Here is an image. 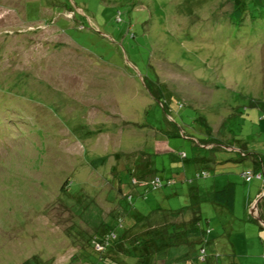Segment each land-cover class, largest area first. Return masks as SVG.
I'll use <instances>...</instances> for the list:
<instances>
[{"label": "rangeland", "instance_id": "1", "mask_svg": "<svg viewBox=\"0 0 264 264\" xmlns=\"http://www.w3.org/2000/svg\"><path fill=\"white\" fill-rule=\"evenodd\" d=\"M235 2L0 0V264H81L80 234L124 218L120 206L144 215L196 201L220 243L227 234L242 253L235 264L261 263L264 229L246 199L263 182L241 174L264 162V0L230 21ZM150 167L177 183L139 196ZM202 169L208 178L187 181ZM217 173L221 189L235 184L227 220L201 203ZM179 240L158 264H228L225 246L199 262L198 245Z\"/></svg>", "mask_w": 264, "mask_h": 264}, {"label": "trees", "instance_id": "2", "mask_svg": "<svg viewBox=\"0 0 264 264\" xmlns=\"http://www.w3.org/2000/svg\"><path fill=\"white\" fill-rule=\"evenodd\" d=\"M252 1H249L247 3L244 0H236L233 6V12L229 20L232 21L234 18L241 20V15H243L242 6L248 8ZM258 1L260 2V0H255L256 3H258ZM161 105L163 107V103ZM199 124L203 127V131L208 133V127H206L204 121L200 120ZM141 127L143 128L144 126ZM204 141L207 142L206 139H203L202 141L196 140V143L199 146L201 145L199 143H202ZM243 149L244 148L241 147L240 153L238 152L242 159L246 158V154L244 153ZM165 151L168 153H172L167 149H165ZM159 153L162 154V152ZM181 157H184L186 159L185 155L179 154L178 158L180 159ZM150 160L151 159L147 158L144 163L149 164ZM211 163L213 165V172L215 170L220 172L222 165L231 164L230 162ZM250 163L251 164L242 172L241 177L246 183L251 182L253 179L262 181L263 183H261V186H263L262 189L264 190V162H262V160L258 162V160L256 159ZM192 167L193 166L191 165L188 170H185V172L191 170ZM150 170L151 167L149 168V171H146L145 176L148 177L146 181L139 182L142 192L141 194H139V196L141 197H145V195L148 193L161 191L162 189L174 186L177 183V181L173 178H160L155 174V170L154 172H151ZM126 172H128L131 183L132 180H135L134 178H136L134 176L133 166L129 167ZM224 175L225 174L217 173V177L213 178L214 189L211 192L212 195L207 200H201V203L207 202L213 205V212H215V214L217 216H220L221 218L225 217L227 220V217L233 216V205L235 204V184L227 180L226 182L228 183L223 189H221V187H218L217 184L221 182L220 180L224 178ZM209 176L210 175L208 172H206V169L195 170L193 175H191V178H189L187 181L192 182L195 179H205ZM117 184L119 188L117 189V191L119 194V192L122 191L123 185L120 180L117 182ZM133 190H137V188ZM263 190L257 192L254 199H252L251 196L246 199V209L253 205L255 201L257 203L255 209L256 217L253 218L257 220L260 229H264V194H262ZM132 192L121 194L122 199L126 200V202H131L133 198ZM199 208L200 202L196 201L177 210H167L159 207L143 215L134 205L130 204V206H128L126 203V208H122L121 206L119 207L120 211L125 212L124 218L120 217L117 219H111L105 224L100 225L98 228H94L92 234L90 235L85 232L80 234L81 239L84 241V243L82 242L80 243L81 246H78L77 257H79V261L81 262V264H158V262L161 261L158 258L163 253H165L166 249L169 247H174V244H176L174 243V241H178L179 238L182 237L183 243L186 246L191 245L193 247L195 245H198L197 257L199 259V262L206 261L207 246L209 245L211 247V254L213 252L216 258L220 257V247L225 246L228 248L229 253V258L227 259L228 264H235V257H237V260L240 261L239 258H241L243 255H241L242 253H240L238 250H235L236 247L234 245H232L231 247V244L229 242L230 238L227 234L222 236V238H226L225 243H220L221 241L217 239L216 236L218 235L215 233V228L213 229V227L211 226L212 223H214V227L218 226V222L216 221V219H206L203 222ZM157 213H159L160 215H170L171 218L179 216L183 213H186L188 215L190 214V216L187 221L181 222L179 224H174L173 222L167 221L166 219H163L161 223L153 224L151 223V220H153L155 216H157ZM203 223L205 226L203 225ZM137 227H143V229L136 233L132 232L127 238L124 237L125 235L127 236V232H129L130 230L132 231L133 228L135 229ZM75 229L77 230V227ZM226 231L227 229L222 231V233L225 234ZM68 233L71 232L69 231ZM70 235L72 236V234ZM160 243H165L166 245L162 246L160 245ZM247 245L244 246L247 248ZM83 246L86 247L84 248ZM259 252L261 254L260 264H264V251H261L260 249ZM72 260L76 261L77 259L75 257Z\"/></svg>", "mask_w": 264, "mask_h": 264}, {"label": "crops", "instance_id": "3", "mask_svg": "<svg viewBox=\"0 0 264 264\" xmlns=\"http://www.w3.org/2000/svg\"><path fill=\"white\" fill-rule=\"evenodd\" d=\"M256 203V201L253 203V205H251L249 208H252L254 206V204ZM235 205V204H234ZM234 205H233V208H234ZM255 209H256V206H255ZM249 210V209H247ZM255 213V212H254ZM256 214V213H255Z\"/></svg>", "mask_w": 264, "mask_h": 264}, {"label": "clouds", "instance_id": "4", "mask_svg": "<svg viewBox=\"0 0 264 264\" xmlns=\"http://www.w3.org/2000/svg\"><path fill=\"white\" fill-rule=\"evenodd\" d=\"M254 205H256V204H254ZM253 208H254V206H253ZM254 212H255V208H254ZM252 215H253V217H256V216H255V215H256L255 213H254V214H252Z\"/></svg>", "mask_w": 264, "mask_h": 264}]
</instances>
